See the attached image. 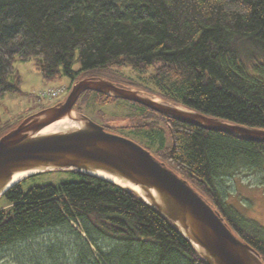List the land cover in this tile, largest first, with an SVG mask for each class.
Listing matches in <instances>:
<instances>
[{"label": "trees", "instance_id": "obj_1", "mask_svg": "<svg viewBox=\"0 0 264 264\" xmlns=\"http://www.w3.org/2000/svg\"><path fill=\"white\" fill-rule=\"evenodd\" d=\"M32 57L44 78L67 75L72 81L105 75L113 65L141 73L152 68L151 83L133 79L126 85L264 128V0H0V93L20 90L15 61ZM119 100L84 90L74 106ZM128 102L127 116L140 120L110 128L128 130L186 178L264 261V226L228 203L221 186L229 177L264 170V142L206 130ZM13 126L1 129L0 119V136ZM68 170L78 179L24 190V182L39 172L0 196L9 204L0 207V250L57 229L62 234L55 240L27 251L34 264H206L180 230L138 195Z\"/></svg>", "mask_w": 264, "mask_h": 264}, {"label": "water", "instance_id": "obj_2", "mask_svg": "<svg viewBox=\"0 0 264 264\" xmlns=\"http://www.w3.org/2000/svg\"><path fill=\"white\" fill-rule=\"evenodd\" d=\"M84 90L137 102L167 118L206 130L264 142V128L192 110L105 77L84 76L72 82L64 100L30 114L0 136V196L20 180L53 169H75L113 181L96 174L101 172L130 184L113 181L171 221L206 264H264L258 250L239 237L220 211L186 178L137 141L107 130L75 110L74 104ZM64 117L78 124L59 131L41 132L49 123ZM27 171L33 172L11 183L15 173Z\"/></svg>", "mask_w": 264, "mask_h": 264}, {"label": "rangeland", "instance_id": "obj_3", "mask_svg": "<svg viewBox=\"0 0 264 264\" xmlns=\"http://www.w3.org/2000/svg\"><path fill=\"white\" fill-rule=\"evenodd\" d=\"M15 67L21 76L19 91H7L0 93V119L1 129L16 125L30 114L62 101L67 96L71 87L72 80L67 75H61L53 78H44L35 66L34 58L26 60H16ZM80 68L78 61L73 63V69ZM106 77L117 82H126L128 80H138L141 83L149 84L152 68H147L145 72H138L129 65L107 66ZM99 71V70H97ZM52 89L63 88V93L55 97H41L39 92ZM81 109L73 107L89 116L95 122L105 126L127 125L139 121L133 116H127L132 108L128 100L122 99L111 101L107 104H98L93 101H80ZM136 118V119H135ZM164 129L167 142H170V132L163 121L159 122ZM107 128V127H106ZM113 129V128H112ZM117 133L132 138L135 141L145 145L139 139L133 137L128 130L114 128ZM140 139H143L139 137ZM142 145V146H143ZM249 172V171H247ZM78 175L70 172L68 169H53L43 171L36 176L27 179L24 184V190L30 186L42 183H60L69 180H77ZM196 185V184H195ZM222 191L228 203L233 204L246 218L253 219L264 226V170L253 173H242L235 177L225 179L222 184ZM0 207L7 209L8 201L0 197ZM79 228L78 225L74 224ZM61 235V230L49 229L41 233L37 240L28 242L26 245L18 244L0 250V264H34V261L28 256V250L37 245L55 240L56 235ZM59 235V236H60ZM34 251H31V253Z\"/></svg>", "mask_w": 264, "mask_h": 264}, {"label": "bare ground", "instance_id": "obj_4", "mask_svg": "<svg viewBox=\"0 0 264 264\" xmlns=\"http://www.w3.org/2000/svg\"><path fill=\"white\" fill-rule=\"evenodd\" d=\"M77 124H78V122L75 121V120H73L72 118L64 117V118H61V119H58V120H55V121L49 123L48 125H46V126L41 130V132L59 131V130H63V129H67V128L73 127V126H75V125H77ZM32 172H33V171H32ZM32 172L27 171V172L15 173L14 176H13V179H12V182H11V183H14V182L18 181V180L21 179L22 177H24V176H26L27 174L32 173ZM96 174H98V175H100V176H103V177H106V178H108V179H111V180H113V181H116V182H118V183H120V184H122V185H126V186H129V185H130V184H128V183H125V182H123V181H121V180H118V179H116V178H113V177L108 176V175H106V174H104V173H101V172L96 173ZM113 181H112V182H113ZM11 183H10V184H11ZM132 187L135 188V189H138L136 186H132Z\"/></svg>", "mask_w": 264, "mask_h": 264}, {"label": "built area", "instance_id": "obj_5", "mask_svg": "<svg viewBox=\"0 0 264 264\" xmlns=\"http://www.w3.org/2000/svg\"><path fill=\"white\" fill-rule=\"evenodd\" d=\"M62 93H63V88H61V89H52V88H49L47 90H44L42 92H39V94H40L41 97H45V96L55 97V96H58V95H60Z\"/></svg>", "mask_w": 264, "mask_h": 264}, {"label": "flooded vegetation", "instance_id": "obj_6", "mask_svg": "<svg viewBox=\"0 0 264 264\" xmlns=\"http://www.w3.org/2000/svg\"><path fill=\"white\" fill-rule=\"evenodd\" d=\"M82 75H84V74H82ZM106 75H107V73L104 75V74H99V75H96V76H94V77H105V78H108V77H106ZM79 76H81V75H79ZM85 76V75H84ZM81 77H83V76H81ZM88 77H93V75L92 76H88ZM75 79H77L78 77H74ZM110 79V78H109ZM114 82H116V83H119V84H126L127 82H117V81H114ZM127 86H130V85H127ZM105 126V125H104ZM107 127V130L109 129V130H111V131H114L113 129H111L109 126H105V128ZM114 132H116V131H114Z\"/></svg>", "mask_w": 264, "mask_h": 264}]
</instances>
